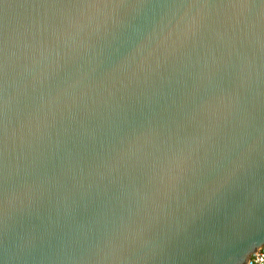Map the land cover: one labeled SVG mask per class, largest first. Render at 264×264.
Returning <instances> with one entry per match:
<instances>
[{
	"label": "water",
	"instance_id": "95a60500",
	"mask_svg": "<svg viewBox=\"0 0 264 264\" xmlns=\"http://www.w3.org/2000/svg\"><path fill=\"white\" fill-rule=\"evenodd\" d=\"M263 246L264 0H0V264Z\"/></svg>",
	"mask_w": 264,
	"mask_h": 264
},
{
	"label": "built area",
	"instance_id": "2783aa9c",
	"mask_svg": "<svg viewBox=\"0 0 264 264\" xmlns=\"http://www.w3.org/2000/svg\"><path fill=\"white\" fill-rule=\"evenodd\" d=\"M248 264H264V246L252 255Z\"/></svg>",
	"mask_w": 264,
	"mask_h": 264
}]
</instances>
